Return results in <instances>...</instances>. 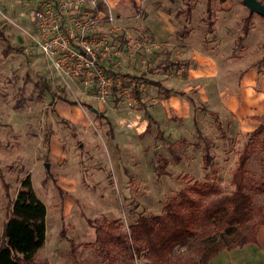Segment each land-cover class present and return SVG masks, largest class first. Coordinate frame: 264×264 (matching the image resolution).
Segmentation results:
<instances>
[{"label": "rangeland", "instance_id": "rangeland-1", "mask_svg": "<svg viewBox=\"0 0 264 264\" xmlns=\"http://www.w3.org/2000/svg\"><path fill=\"white\" fill-rule=\"evenodd\" d=\"M39 1L0 0V168L12 199L16 185L33 174L32 186L48 208V223H57L60 211L67 215L66 236L76 243L80 264H146L143 257L130 258L114 246H109V260L101 262L95 248L85 244L89 233L82 227V214L116 221L127 234L139 216L163 214L181 190L200 187L203 194L193 196L203 202L229 195L245 147L251 152L246 193L254 205L264 207V134L251 136L264 116V95L259 104L252 97L264 94V18L250 15L242 0H135V6L129 0H105L108 8L101 9L107 17L97 31L107 52L100 63L119 86L102 103L76 79L56 76L33 43L30 18ZM167 22L176 34H186L184 42L176 35L180 44L173 45L167 28L154 38L149 29ZM195 51L212 60L215 76L210 81L218 90L224 87V96L216 98L209 87L216 105L196 99L194 105L186 101L177 111L163 109L160 115L156 110L164 94L147 81L163 77L162 70L168 73L170 60L180 63ZM191 63L170 75L184 77L196 68ZM247 73L252 78L242 89ZM248 102L251 108L245 110ZM147 114L159 117V123ZM207 157L212 159L209 167ZM7 202L0 184V232ZM54 229L47 239L56 247L59 223ZM62 247L67 253L66 244ZM184 251L175 248L163 264H178Z\"/></svg>", "mask_w": 264, "mask_h": 264}, {"label": "trees", "instance_id": "trees-1", "mask_svg": "<svg viewBox=\"0 0 264 264\" xmlns=\"http://www.w3.org/2000/svg\"><path fill=\"white\" fill-rule=\"evenodd\" d=\"M129 1L135 6L134 0ZM224 1L220 0L221 3ZM207 11L211 14L209 6ZM247 22L248 19H245L242 28L244 34L247 33ZM176 35L180 40L186 38V34L177 32ZM180 64L169 63L168 67L177 70ZM147 83L159 86L154 81ZM163 93L165 98L172 94L166 90ZM178 95L186 96L184 93ZM262 119L251 135L253 138L264 134V116ZM197 133H200L198 129ZM250 156L251 152L246 147L238 156L231 178L234 188L231 194L203 202L193 196L203 194L200 187L181 190L178 199L164 206L163 214L139 216L128 227L127 234L120 231L116 221L84 218L85 223L95 231V241L90 246L95 248L96 256L101 262L109 260V246H114L130 258L143 257L146 264H163L175 248H184L180 256L182 263L180 261L178 264H210V260L220 251L255 244L257 229L264 224V207L254 205L251 195L246 193ZM211 163L210 157L205 158L206 166L209 167ZM261 169L264 173V160ZM4 178L0 168V184L8 200L6 222L0 236V264H36L35 255L45 241V206L37 198L29 176L20 181L14 199L10 198V187ZM258 217L260 219L255 221ZM60 235L64 238V231ZM68 246L74 264H80L78 247L71 240H68Z\"/></svg>", "mask_w": 264, "mask_h": 264}, {"label": "built area", "instance_id": "built-area-1", "mask_svg": "<svg viewBox=\"0 0 264 264\" xmlns=\"http://www.w3.org/2000/svg\"><path fill=\"white\" fill-rule=\"evenodd\" d=\"M102 7L108 8L105 0H41L30 19L32 41L56 76L76 79L95 100L105 103L119 84L100 63L107 52L97 31L105 22Z\"/></svg>", "mask_w": 264, "mask_h": 264}, {"label": "crops", "instance_id": "crops-1", "mask_svg": "<svg viewBox=\"0 0 264 264\" xmlns=\"http://www.w3.org/2000/svg\"><path fill=\"white\" fill-rule=\"evenodd\" d=\"M166 24L158 23L155 25L156 28H154V29L150 28L149 30L151 32H153V36L157 40L159 38V36L162 35V33L164 32V30L161 28H167V32H169L167 36L172 38V41H173L172 44L173 45L180 44L178 41L175 40V37H176L175 27H173L172 24L169 22H167ZM18 28H20V27L18 26ZM185 40H186V38L183 40V42ZM164 41L165 40H163V42ZM180 60H181V62H180L181 64L179 65V69L175 70V69L169 67L171 70L168 73L165 72L163 74V70L160 72L163 77H160V78L158 77V79L151 80V81L157 82L159 84V86H154L153 84L152 85L150 84L151 86H154L157 89H160L162 92H163V90H166V91H169L172 93L171 96H169L168 98H165L164 95L162 96V101L160 104L161 106L158 107V109L156 110V111H161L160 115H162L163 109H167L169 111V110H172L170 108H174L173 110L177 111L181 107H184L185 104H187V103H189V104L191 103L192 105H194L196 99L199 100L201 103L206 104V105L207 104L216 105L217 101H218V100L215 101L217 98V95L219 94V97H220V96H224V94H225L224 93V87L221 88V90H218L217 86L215 84H213L212 81H210V79L211 80L214 79V76H215V73H214L215 67H213L211 65L212 60L210 58H208L206 55L201 54L200 52L195 51V52L188 53L186 56H183ZM169 62L170 63H179V62H173L171 60ZM191 62H193V65H195L196 68L188 69L189 71L187 70L184 77L176 78L175 75L174 76L170 75V74L174 73V71L180 72L181 66L183 63H186L183 65H187V64L189 65V64H192ZM201 64L204 65V68H200L199 65H201ZM206 66L208 68H205ZM171 76H173V77H171ZM164 77L166 79H164ZM251 78H252V73H247L246 77H244V79H243L244 81L242 80V82H241V88L242 89L244 88V85L247 84L248 81H250ZM175 79H178V80L172 81ZM202 83H205L206 85L205 84L202 85ZM187 87H188V89H187ZM209 87H211L212 89H214L216 91V98L215 99L213 98L215 102L210 101L211 96H209V91H208ZM190 90H193L194 94L192 96L190 95ZM250 91H252V90H250ZM241 92L243 95L248 94L244 91H241ZM179 93H184V94H186V96H180V95H178ZM163 94H165V93H163ZM263 95H264L263 92H259V93H257V95L252 96V97L257 99L258 104H259V99ZM193 96H195L196 98H193ZM178 97L182 101L179 100ZM181 97H183V98H181ZM184 98H186L187 100ZM186 101H187V103H186ZM229 104L232 106H235L234 105V99H230ZM248 104H249V102L244 103V105H245L244 109L245 110H250L251 107H249ZM263 106H264V103H263ZM188 109H189V106H188ZM203 111L205 113H210V111L208 109H205ZM147 116L150 120H153V121L156 120V122L159 123V121L157 120V118H159V117H156L155 115L152 116L151 114H147ZM193 122H194V120H193ZM32 175H31V178L29 177L30 181H31V186H32ZM19 184H20V182L16 185L15 193L18 190ZM44 184H46V181H43V185ZM55 187L59 190V194H61L62 191H61V189H59L58 184L55 183ZM32 188H33V186H32ZM35 194H37V193H35ZM41 201L44 204L45 210H46V214H45V241H44L43 246L37 251V253L35 255V263L38 264V262H40L41 260H44L46 264H71L69 257H68V255H70L69 254L68 240H71L74 244H76V243L72 239L67 238V236H66L65 224L63 223V220L66 218L67 215L64 214V212L59 210L61 213L59 215L60 217L57 220L58 222L57 223L54 222V224L50 225L48 223V208H47L46 204L43 202V200H41ZM81 218L83 220L82 227L86 226L87 227L86 232L89 233V239L88 240L85 239V244H92L95 241V231L92 227L88 226L84 220V218H88V219H90V218L84 214L81 215ZM58 223H59V230H57L58 236H57L56 240H58V243L60 244V246L57 245L55 247V245L57 243H54V242L49 246L48 239H47L49 230H53L52 231V233H53L55 231L54 228L56 227V225ZM3 224H2V227H3ZM2 227H1L0 236L2 233ZM89 229L91 230L92 233L89 232ZM62 231H64V238H61V235H60V233ZM62 244H66L67 253H63L62 251H60V249L63 248ZM57 252L59 254H57ZM210 264H264V224L261 225L257 229L256 243L255 244L249 243V244L244 245L241 248H234L231 250L220 251L210 260Z\"/></svg>", "mask_w": 264, "mask_h": 264}, {"label": "water", "instance_id": "water-1", "mask_svg": "<svg viewBox=\"0 0 264 264\" xmlns=\"http://www.w3.org/2000/svg\"><path fill=\"white\" fill-rule=\"evenodd\" d=\"M242 4L248 9L249 14H257L264 18V4L259 0H242ZM46 171H49V164L45 163Z\"/></svg>", "mask_w": 264, "mask_h": 264}]
</instances>
